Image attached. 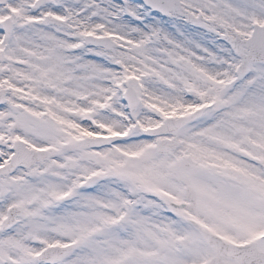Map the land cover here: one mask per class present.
<instances>
[{"label":"snow or ice","instance_id":"obj_1","mask_svg":"<svg viewBox=\"0 0 264 264\" xmlns=\"http://www.w3.org/2000/svg\"><path fill=\"white\" fill-rule=\"evenodd\" d=\"M0 264H264V0H0Z\"/></svg>","mask_w":264,"mask_h":264}]
</instances>
